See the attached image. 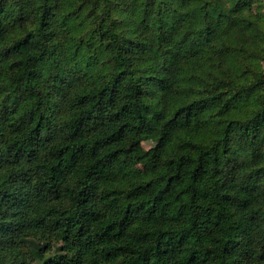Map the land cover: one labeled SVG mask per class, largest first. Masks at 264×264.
Returning a JSON list of instances; mask_svg holds the SVG:
<instances>
[{
    "label": "trees",
    "instance_id": "1",
    "mask_svg": "<svg viewBox=\"0 0 264 264\" xmlns=\"http://www.w3.org/2000/svg\"><path fill=\"white\" fill-rule=\"evenodd\" d=\"M253 1L0 0V264H264Z\"/></svg>",
    "mask_w": 264,
    "mask_h": 264
},
{
    "label": "rangeland",
    "instance_id": "2",
    "mask_svg": "<svg viewBox=\"0 0 264 264\" xmlns=\"http://www.w3.org/2000/svg\"><path fill=\"white\" fill-rule=\"evenodd\" d=\"M252 9L255 12L263 13L264 14V0H254L252 4ZM144 147L148 148L153 145L152 141H144L143 142ZM38 264V263H35Z\"/></svg>",
    "mask_w": 264,
    "mask_h": 264
}]
</instances>
